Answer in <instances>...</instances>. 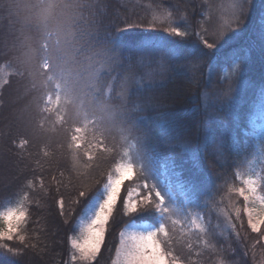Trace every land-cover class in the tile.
I'll return each instance as SVG.
<instances>
[{"label":"trees","instance_id":"obj_1","mask_svg":"<svg viewBox=\"0 0 264 264\" xmlns=\"http://www.w3.org/2000/svg\"><path fill=\"white\" fill-rule=\"evenodd\" d=\"M20 1L0 0V167L6 171L0 175L7 174L0 177V213L23 205L26 217L12 240L0 239V264H115L127 226L164 225L158 197L142 199L149 192L136 165L138 176L124 181L116 222L96 258H82L72 244L81 217L104 198L118 166L135 162L142 150L158 158L178 204L204 222L191 233L172 234L169 223L158 232L171 259L264 264V223L252 229L247 202L235 189L238 170L256 150L264 111V0H252L241 34L225 44L198 33L205 10L198 0L192 15L183 0H70L66 12H80L76 42L88 45L82 58L104 64L98 99L110 93L126 126L122 137L129 140L114 150L98 137L73 139V123L60 106L33 105L42 90L30 84L16 55L45 29L16 8ZM43 2L51 14L58 9V0ZM158 3H177L187 11L185 24H192L178 35L156 23L149 9ZM135 187L141 188L139 209L125 215L123 201ZM40 249L45 256H31Z\"/></svg>","mask_w":264,"mask_h":264},{"label":"rangeland","instance_id":"obj_2","mask_svg":"<svg viewBox=\"0 0 264 264\" xmlns=\"http://www.w3.org/2000/svg\"><path fill=\"white\" fill-rule=\"evenodd\" d=\"M183 1L188 4L187 7L192 15L193 12H195L194 10V8L196 7L195 4L193 3L192 0H183ZM26 2L27 0H21L20 3L18 4V7L16 6V8L19 9V11L21 12V8ZM58 3H59L58 9L54 11L51 15L58 21L59 25L63 26L69 33L74 35L73 24L77 22L76 19L79 18L80 12L78 9L74 10V12L70 11L71 14L70 13L68 14L69 10H67L66 12L68 6L73 5L72 1L70 0H58ZM201 4L204 5L203 8H205V10H204V18L202 19L203 25L201 26L202 27L201 30L200 27H198L199 25L196 26L198 33L201 34L203 37L205 36L210 37V39L213 40L214 43L218 42L219 44H225L228 41L234 40L236 37H238L241 34L244 26L242 25L241 22L245 21V17L247 16L249 8L251 7L252 4V0H198V5ZM149 7L150 6H148V8ZM149 10L151 11V19L156 23H167L170 28L172 29L175 28L178 30V32L182 34L184 33L181 27H184L183 26L185 24L184 20L186 21L189 18L187 15H185L186 13L183 14L184 12L187 11L180 8V5H177V3L170 5V7L168 6L165 7L160 3H158V7L157 6L151 7V9ZM47 22L46 20H44L41 21L40 23L44 25V29ZM188 23L192 24L191 22ZM47 24L51 25L50 27H55L57 25L49 22ZM190 24L187 25L190 26ZM192 27H195V25ZM187 28L185 29L187 30ZM39 42L43 43V41L40 40V37H37V40L34 43H31L23 50L21 49V52L16 55L17 56L16 59L18 60V64L20 65L21 70L26 74H27L26 62L28 60V55H27L28 50L29 48H37ZM218 46L220 45H217L216 47ZM81 59L83 60V66L81 68V78H82L84 95L82 96L78 104L72 108L71 116H69V114L65 112V119L69 123L71 124L73 123L72 135L73 137L75 136V140H77L79 143H82L86 137L87 138L98 137L108 142V144L110 145L109 149L114 150L115 148H119L120 143L126 144L129 138L128 136L122 137L123 129H125L126 126L120 123L116 110L117 107L114 106L109 101V99L111 98V94L107 93L106 100L108 99V101H106L105 99L99 101L98 96L96 94V91L99 88L98 78L99 75L104 70V64L99 63L98 62L99 60H97L96 58H94L95 60L92 61L90 59H85V58L84 59L81 58ZM36 62H37L36 60L33 61V63ZM237 66L238 64L236 63L235 67ZM27 76L29 77L30 84L32 85L35 84V87H38L40 88V90H42L40 96L36 95L34 97V98L41 97L39 109L42 108L43 110L48 111L50 107L56 106L55 103L49 102L48 100V95L52 96V101L55 100V93L52 90V88H54V85H52L47 89V94H43L45 93V89L41 86L39 80L37 79L36 81H33L28 74ZM33 105L35 104L33 103ZM260 118L261 121L257 124L256 150L254 151V154L251 157V159L247 160L238 170L239 183L235 186V189L237 190V193H239V195H240L239 190L241 188L245 190V196H247V199H245L244 196L242 197L247 202V206H246L247 213L249 210H252V218L254 221L257 218L264 219V216H261V210L264 209V195L260 190V185L263 177L262 170L264 168V111L261 114ZM130 164L133 165L132 171L125 174L124 181L127 179H132L136 175L138 176L136 169V165H138L139 168L141 169V173L139 175V178L141 179L140 183H143L147 187L148 192H152V194L159 192L160 195L163 197V203H160L158 198L157 206L161 209V215L165 221V224L163 225L164 229H167L166 224L168 223H169L168 224L169 227L172 230V234H174V231L178 232V234H183L182 231L186 233H191L196 229L204 228V222L200 215L198 214L190 215L178 204L177 198L172 191L171 184L165 177V171L163 169V166L159 163L158 158H156L148 151L142 150L141 152H139L137 160L135 162H131ZM17 170L20 169L17 168ZM5 172L6 171H4V169L0 167V173L2 174ZM118 175L119 173L115 176H112L110 178V181L116 179ZM6 176L7 174H3V176L0 175L1 179L3 178L5 179ZM110 181L108 183L107 188L109 187ZM124 181L122 182L121 188L123 186ZM248 181H251L252 183L249 184L247 183ZM253 187L255 189L254 191L252 190ZM140 190L141 188L135 187L130 192L131 193L130 199L136 201L138 207L140 205L139 202L141 200ZM229 200L231 201V199ZM101 201H102L101 199H95L86 209L85 213L83 214V216L79 221V232L77 233L76 236L72 238V241L82 239L84 234L83 229L90 221V219L94 216V213ZM235 203H232L231 215L229 216L225 214L227 220L230 218L229 227L232 226L233 215H236V212L233 209L236 206ZM15 208H19L23 210L25 212V217H26V210L24 209L23 205H16L11 207V209H15ZM7 211L8 210L4 212ZM25 217L19 222L18 229L20 228V225L23 223ZM262 224L263 223L259 224L257 230L261 229ZM6 227L7 225L4 223V221L0 220V228H6ZM158 229H159L158 227L151 224H142V225L131 224L127 226V228L124 230L122 234V240L128 241L130 243L131 237L133 235H139L143 233L157 231ZM17 232H15L13 236ZM155 239L159 244V250L163 252L165 256L167 264H183L181 261L177 259H171L169 257V255L164 249L162 242L158 238V232ZM121 247L122 245L120 246L119 250H121ZM39 251L41 252L33 251L31 256H37L38 258L40 257L41 259V256H45L43 254L44 250L40 249ZM78 254L82 257L79 251ZM29 259L30 258L26 259L27 260L26 262L33 261ZM87 259H93V258L89 257ZM115 264H124L122 253L120 255H117Z\"/></svg>","mask_w":264,"mask_h":264},{"label":"snow or ice","instance_id":"obj_3","mask_svg":"<svg viewBox=\"0 0 264 264\" xmlns=\"http://www.w3.org/2000/svg\"><path fill=\"white\" fill-rule=\"evenodd\" d=\"M172 31L180 34L175 28ZM40 40L43 43L39 42L37 48H29L28 50L27 74L33 81L39 80L45 89L43 94H47V89L54 85L55 100L52 101V96L48 95L49 102L60 106L63 111L71 116L72 108L78 104L84 95L81 78L83 60L81 58L85 56L88 45L77 43V38L59 24L55 27L45 25ZM34 60L37 62L33 63ZM33 86L35 87V84ZM40 100L41 97H36L33 100L37 109L40 107ZM132 168L133 165L130 163L118 166L119 175L110 181L106 195L99 203L94 216L83 229L82 239L72 241L83 258H96L104 242L108 226L115 224L114 212L120 203L121 185L125 179V174L131 172ZM247 183L251 184L252 182L248 181ZM252 190H255L254 187ZM239 191L240 195L247 199L245 190L241 188ZM85 194L87 193H80L82 198ZM155 196L159 198L160 203H163V197L159 192H156ZM130 197L131 193H129V199L123 201L125 215L134 213L139 209L137 202L131 200ZM142 199L145 204L150 203L152 192H149L148 196ZM261 216H264V209L261 210ZM24 217L25 212L19 208H10L7 212L0 213V220L7 225L6 228H0V239L12 240L13 234L19 230V222ZM248 217V223L253 230H256L260 223H264V219L261 218L253 220L252 210L248 211ZM162 231H164L163 225L157 231L133 235L130 243L122 240V247L121 250H118V255L122 253L124 264H167L155 239L157 232ZM4 247L7 246L4 245Z\"/></svg>","mask_w":264,"mask_h":264},{"label":"clouds","instance_id":"obj_4","mask_svg":"<svg viewBox=\"0 0 264 264\" xmlns=\"http://www.w3.org/2000/svg\"><path fill=\"white\" fill-rule=\"evenodd\" d=\"M21 12L29 17L34 24H39L44 20L58 24V21L51 15L50 6L45 4L43 0H27L22 6Z\"/></svg>","mask_w":264,"mask_h":264}]
</instances>
